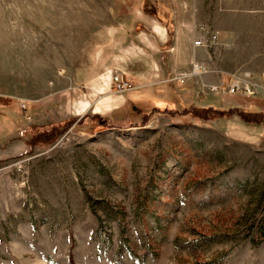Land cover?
I'll return each instance as SVG.
<instances>
[{
	"label": "rangeland",
	"instance_id": "1",
	"mask_svg": "<svg viewBox=\"0 0 264 264\" xmlns=\"http://www.w3.org/2000/svg\"><path fill=\"white\" fill-rule=\"evenodd\" d=\"M0 264H264V0H0Z\"/></svg>",
	"mask_w": 264,
	"mask_h": 264
},
{
	"label": "crops",
	"instance_id": "2",
	"mask_svg": "<svg viewBox=\"0 0 264 264\" xmlns=\"http://www.w3.org/2000/svg\"><path fill=\"white\" fill-rule=\"evenodd\" d=\"M142 15L145 16V19L139 17L138 20L144 21L146 23L145 26H147L149 30H151V32H154L156 34L155 37L157 36V34H159L160 43L165 42L167 31L170 26L174 27V30H180V28L182 27V25L177 23V21L174 19V15L169 13V11L165 8H159L158 11L153 14H146L142 12ZM187 25H190V23H187ZM189 55L190 49H187L186 47L183 59L180 60V65L176 67L179 68L180 71H176V73L182 72V69L185 68L184 66H187L190 60Z\"/></svg>",
	"mask_w": 264,
	"mask_h": 264
},
{
	"label": "built area",
	"instance_id": "3",
	"mask_svg": "<svg viewBox=\"0 0 264 264\" xmlns=\"http://www.w3.org/2000/svg\"><path fill=\"white\" fill-rule=\"evenodd\" d=\"M213 38H216V35L213 36ZM202 41L200 40H197L195 41V44L196 45H201ZM115 80L118 82V85H120V79L119 77H115ZM215 89L217 90L218 88L215 87ZM232 92H249L250 91V87L248 85H240L238 83H234L232 86H231V89H230Z\"/></svg>",
	"mask_w": 264,
	"mask_h": 264
}]
</instances>
